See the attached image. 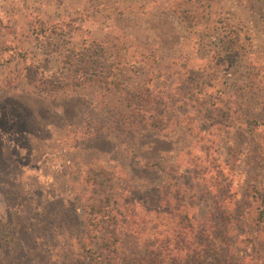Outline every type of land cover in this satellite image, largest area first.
Returning a JSON list of instances; mask_svg holds the SVG:
<instances>
[{
    "label": "rangeland",
    "instance_id": "374dc122",
    "mask_svg": "<svg viewBox=\"0 0 264 264\" xmlns=\"http://www.w3.org/2000/svg\"><path fill=\"white\" fill-rule=\"evenodd\" d=\"M98 260L264 264V0H0V264Z\"/></svg>",
    "mask_w": 264,
    "mask_h": 264
},
{
    "label": "trees",
    "instance_id": "16d2710c",
    "mask_svg": "<svg viewBox=\"0 0 264 264\" xmlns=\"http://www.w3.org/2000/svg\"><path fill=\"white\" fill-rule=\"evenodd\" d=\"M107 207V204L103 202L101 196L96 202L90 205L89 209L87 210V213L89 214V225L91 226L90 230L94 234H96L100 229V223L102 222L101 218L107 216V213H105L108 209ZM99 253L102 254L103 252ZM101 261L102 260H98L96 264H102Z\"/></svg>",
    "mask_w": 264,
    "mask_h": 264
}]
</instances>
